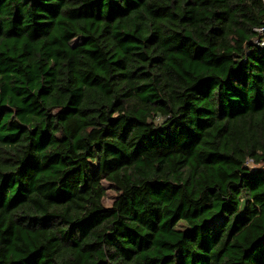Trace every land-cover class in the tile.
<instances>
[{
	"label": "trees",
	"instance_id": "1",
	"mask_svg": "<svg viewBox=\"0 0 264 264\" xmlns=\"http://www.w3.org/2000/svg\"><path fill=\"white\" fill-rule=\"evenodd\" d=\"M262 43L264 0H0V264H264Z\"/></svg>",
	"mask_w": 264,
	"mask_h": 264
},
{
	"label": "rangeland",
	"instance_id": "2",
	"mask_svg": "<svg viewBox=\"0 0 264 264\" xmlns=\"http://www.w3.org/2000/svg\"><path fill=\"white\" fill-rule=\"evenodd\" d=\"M76 41H74L75 43ZM115 192L112 190V189H109L108 190V194H107V197H106V205H110L112 203V200L113 198L115 197Z\"/></svg>",
	"mask_w": 264,
	"mask_h": 264
},
{
	"label": "built area",
	"instance_id": "3",
	"mask_svg": "<svg viewBox=\"0 0 264 264\" xmlns=\"http://www.w3.org/2000/svg\"><path fill=\"white\" fill-rule=\"evenodd\" d=\"M262 46H264V43H262Z\"/></svg>",
	"mask_w": 264,
	"mask_h": 264
}]
</instances>
